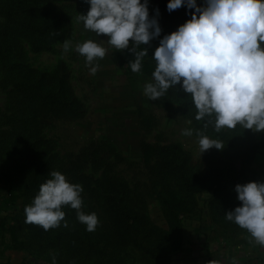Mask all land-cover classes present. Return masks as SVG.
<instances>
[{
  "label": "rangeland",
  "instance_id": "374dc122",
  "mask_svg": "<svg viewBox=\"0 0 264 264\" xmlns=\"http://www.w3.org/2000/svg\"><path fill=\"white\" fill-rule=\"evenodd\" d=\"M167 3L149 0L150 18L157 8L161 13L162 32L145 45L148 56L136 73L129 64L135 60L131 43L118 51L107 36L85 29L79 16L90 8L86 0H0V253L10 264H179L187 235L246 232L225 213L241 204L237 184L264 182V131L205 128L207 118L195 119L197 109L181 85L155 101L144 95L159 40L194 11L182 6L169 12ZM57 17L62 21L52 28ZM19 22L38 29L28 33ZM64 40L72 45L67 52ZM87 40L109 49L94 62L95 74L75 51ZM185 129L193 135H184ZM197 131L224 148L201 153ZM233 136L239 139L231 145ZM168 145L178 146L189 173L202 176L196 192L167 173L155 176ZM217 166L223 184L233 185L221 195L211 179ZM52 171L83 187V211L100 221L94 232L70 206L63 207L67 227L62 221L45 231L24 222L25 207ZM161 190L170 205L159 200Z\"/></svg>",
  "mask_w": 264,
  "mask_h": 264
},
{
  "label": "clouds",
  "instance_id": "9594fccd",
  "mask_svg": "<svg viewBox=\"0 0 264 264\" xmlns=\"http://www.w3.org/2000/svg\"><path fill=\"white\" fill-rule=\"evenodd\" d=\"M90 8L79 19L86 30L96 36L105 35L107 43L116 50L129 49L135 55L129 62L133 72L139 73L151 41L161 37L158 22L159 9L150 18L149 0H86ZM182 6L191 12V19L176 31L159 40L152 59L156 66L152 80L144 85L143 92L152 101L181 85L197 109L195 119L205 121L219 133L222 129L264 131V0H168L167 10ZM104 41V40H101ZM143 45L144 47L137 51ZM67 52L71 42L63 41ZM75 51L85 57L86 65L95 74L98 59H103L108 48L95 40L75 45ZM184 135H193L185 129ZM201 153L215 147L224 148L218 139L197 131ZM40 185L38 194L27 205L25 223L35 224L45 231L58 228L65 220L64 206L76 210L77 219L94 232L100 221L95 212L83 211V187L71 183L60 171H52ZM235 192L241 204L225 213L264 247V182L237 184ZM53 264H56L53 259ZM235 264V261H233Z\"/></svg>",
  "mask_w": 264,
  "mask_h": 264
},
{
  "label": "crops",
  "instance_id": "0c3cea01",
  "mask_svg": "<svg viewBox=\"0 0 264 264\" xmlns=\"http://www.w3.org/2000/svg\"><path fill=\"white\" fill-rule=\"evenodd\" d=\"M178 258L179 264H264V247L247 232L229 235L204 230L186 236ZM0 264H10L3 253Z\"/></svg>",
  "mask_w": 264,
  "mask_h": 264
},
{
  "label": "trees",
  "instance_id": "16d2710c",
  "mask_svg": "<svg viewBox=\"0 0 264 264\" xmlns=\"http://www.w3.org/2000/svg\"><path fill=\"white\" fill-rule=\"evenodd\" d=\"M56 20L57 21L54 22L55 24L52 25V28L57 25L56 23L62 21V17H57ZM20 23L21 22H19L18 24ZM19 27L25 28V31L28 33H30L31 30L35 32L34 29H38L35 26L34 27L29 26L28 24H25V23L20 24ZM63 82L64 81H60V84H63ZM61 100H62L61 102L66 101V99H63L62 97H61ZM188 105L195 107L192 102H189ZM238 139L239 138L236 136L231 137V145L236 143ZM256 146H258V142L254 141V143H252V147H256ZM174 148H178V146L168 145V146H163L161 148L163 156L156 163L157 167L155 166L154 174L157 177V179H164V176L162 175L164 173H167L168 175L172 177L173 180H175V183L179 184V186H181L183 182L186 185V190L196 192L198 189V186H196L195 183L196 181L200 180L202 176L199 173H193V174L189 173L187 169V159H184V157H181L179 152H177ZM223 175H224V171L223 169H221V167L217 166L211 169V179L212 181H215V183L213 184L214 192L220 195H221L223 188L233 187V185L225 186L223 184ZM121 195L124 196V193H122ZM157 196L162 203L170 205V203L167 202L165 198L163 197L164 191L161 190ZM173 213H175L174 216H176V212H173Z\"/></svg>",
  "mask_w": 264,
  "mask_h": 264
}]
</instances>
